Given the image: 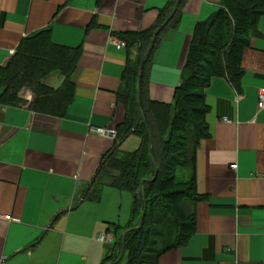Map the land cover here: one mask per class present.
Instances as JSON below:
<instances>
[{"label":"crops","instance_id":"1","mask_svg":"<svg viewBox=\"0 0 264 264\" xmlns=\"http://www.w3.org/2000/svg\"><path fill=\"white\" fill-rule=\"evenodd\" d=\"M166 1L0 0V65L43 29L54 44L79 49L75 95L62 116L0 102V264H83L101 242L100 229L114 222L119 190L106 187L99 202L72 208L114 141L91 129L115 127L123 117L116 92L136 48L110 41L152 27ZM219 2L186 0L176 29L153 54L151 99L172 100L193 29ZM241 66L239 92L219 77L205 89L209 135L195 150V231L158 264H264V14ZM53 75L45 82L57 87L63 78Z\"/></svg>","mask_w":264,"mask_h":264},{"label":"trees","instance_id":"2","mask_svg":"<svg viewBox=\"0 0 264 264\" xmlns=\"http://www.w3.org/2000/svg\"><path fill=\"white\" fill-rule=\"evenodd\" d=\"M263 1L220 0L215 12L196 23L180 83L168 103L148 95L150 66L160 42L176 29L186 0H167L152 27L121 33L126 47L136 48L116 92L123 117L113 127V145L72 207L82 200L99 202L106 187L130 194L126 223H106L105 233L114 239L105 245L100 264H158L161 254L193 235L194 204L200 199L195 150L209 135L205 89L219 77L241 90V57L264 14ZM78 56L79 49L54 44L49 29L25 37L0 65V102H21L31 111L62 116L75 95L72 74ZM51 74L63 78L59 86L45 82ZM132 135L139 138L137 146L123 150ZM166 233L171 234L161 243Z\"/></svg>","mask_w":264,"mask_h":264},{"label":"rangeland","instance_id":"3","mask_svg":"<svg viewBox=\"0 0 264 264\" xmlns=\"http://www.w3.org/2000/svg\"><path fill=\"white\" fill-rule=\"evenodd\" d=\"M12 54L10 55L9 59L7 61L10 60ZM6 61V62H7ZM5 62V63H6ZM53 75V74H51ZM47 76L45 78V80H48L50 78V76ZM54 76V75H53ZM139 142V138L135 135H132L130 137H128L125 142L122 144V149L123 150H132L134 149L137 144ZM87 186V184L84 185V188ZM117 197V203L114 205V210H115V215H114V219L113 221L120 224V225H124L128 219V215H129V210H130V194L128 192L125 191H119V192H115ZM100 233L101 234H105L104 233V227H102V229H100ZM171 233H166L165 237L163 238V240H159L161 241V243H163L164 241H166L168 239V236ZM108 235L111 236L112 241L114 239L112 233H108ZM174 235V233H173ZM108 244V243H106ZM104 245L105 242H99L98 245H94L93 248V252L90 254L89 258L83 263V264H99L102 257L104 256ZM68 264H82V262H78L76 260H73L72 262H69Z\"/></svg>","mask_w":264,"mask_h":264},{"label":"built area","instance_id":"4","mask_svg":"<svg viewBox=\"0 0 264 264\" xmlns=\"http://www.w3.org/2000/svg\"><path fill=\"white\" fill-rule=\"evenodd\" d=\"M110 42L112 43V45H114L118 49L126 47L125 41L121 39L112 38ZM263 106H264V87L260 88L258 91V107L261 108ZM91 131H93L97 135L106 136V137H110L113 139H115L117 135V131L113 127H95V128H92ZM4 218L10 219V215H6ZM97 239L101 242H111L112 240L110 235L101 234V233L98 235Z\"/></svg>","mask_w":264,"mask_h":264}]
</instances>
